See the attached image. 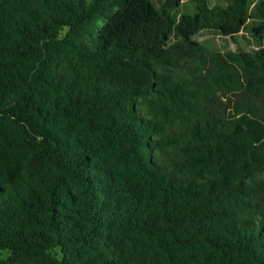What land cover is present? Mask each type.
Listing matches in <instances>:
<instances>
[{
    "label": "trees",
    "instance_id": "trees-1",
    "mask_svg": "<svg viewBox=\"0 0 264 264\" xmlns=\"http://www.w3.org/2000/svg\"><path fill=\"white\" fill-rule=\"evenodd\" d=\"M263 42L264 0H0V264H264Z\"/></svg>",
    "mask_w": 264,
    "mask_h": 264
},
{
    "label": "rangeland",
    "instance_id": "rangeland-1",
    "mask_svg": "<svg viewBox=\"0 0 264 264\" xmlns=\"http://www.w3.org/2000/svg\"><path fill=\"white\" fill-rule=\"evenodd\" d=\"M243 33H244L243 35H245V36L247 35L245 30ZM196 39L199 42L203 43V45H205L206 47L215 48V49H218L221 51L226 50L228 48L235 50L239 46V43H238L239 39H237V42H236V40H234V39H236V37L234 39L228 38V37L222 38V36H220L216 33L210 32V31L200 32L196 36ZM248 39L251 40V41H249L250 46L254 47L255 45L252 42V39L249 37H248ZM245 47L248 48V46H245Z\"/></svg>",
    "mask_w": 264,
    "mask_h": 264
}]
</instances>
